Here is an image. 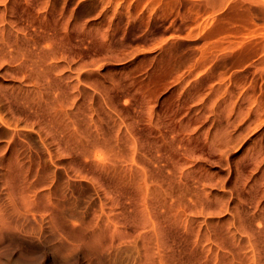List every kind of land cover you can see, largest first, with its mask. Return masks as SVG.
<instances>
[{"label": "rangeland", "instance_id": "374dc122", "mask_svg": "<svg viewBox=\"0 0 264 264\" xmlns=\"http://www.w3.org/2000/svg\"><path fill=\"white\" fill-rule=\"evenodd\" d=\"M0 208V264H264V0H0Z\"/></svg>", "mask_w": 264, "mask_h": 264}, {"label": "bare ground", "instance_id": "6f19581e", "mask_svg": "<svg viewBox=\"0 0 264 264\" xmlns=\"http://www.w3.org/2000/svg\"><path fill=\"white\" fill-rule=\"evenodd\" d=\"M0 210H1V208H0ZM1 211H2V210H1ZM1 211H0V212H1ZM4 215H5V214H4ZM4 217H6V216H4ZM15 217H16V216H15ZM0 218H1V217H0ZM1 219H2V218H1ZM1 219H0V232H3L4 228H5L6 225H7V224L5 225L7 219H5L4 221H3L4 218H3L2 220H1ZM19 219H20V217H19ZM12 220H13V219H11V221H12ZM15 220H16V219H15ZM27 220H28V219H27ZM7 221L9 222V220H7ZM13 221H14V220H13ZM13 221H12V222H13ZM16 221H17V220H16ZM19 222H20V221H19ZM24 222H25V221H23L22 223L24 224ZM14 223H15V222H14ZM14 223H13V224H14ZM22 223H21V224H22ZM26 223H28V222L26 221ZM26 223L24 224V227L27 225ZM9 224H10V223H9ZM16 224H17V222H16ZM18 224H19V223H18ZM21 224H20V225H21ZM23 224H22V225H23ZM10 226H11V224H10ZM12 226H13V225H12ZM15 226H16V225H15ZM18 226H19V225H18ZM18 226H16V227H18ZM19 227H20V226H19ZM19 227H18V228H19ZM9 228H10V227H9ZM14 228H15V227H14ZM22 228H23V227H22ZM7 230H11V228H10V229H7ZM2 235H3V234H2ZM4 238H5V236H4ZM21 240H22V239H21ZM1 241H4V240H1ZM16 241H17V240H16ZM18 242H19V241H18ZM21 242H22V241H21ZM0 244H1V243H0ZM61 246H63V244H62ZM27 247H28V246H27ZM59 247H60V245H59ZM63 247H64V246H63ZM63 247H62V248L60 247V250L63 249ZM66 247H67V246H66ZM67 249H68V247H67ZM63 250L65 251L66 248L64 247ZM69 250H70V247H69ZM62 253H63V251H62ZM64 253L66 254L67 252H64ZM65 256H67V255H65Z\"/></svg>", "mask_w": 264, "mask_h": 264}]
</instances>
